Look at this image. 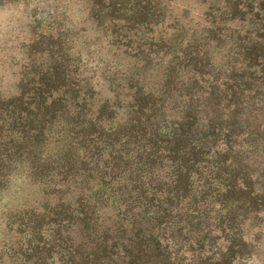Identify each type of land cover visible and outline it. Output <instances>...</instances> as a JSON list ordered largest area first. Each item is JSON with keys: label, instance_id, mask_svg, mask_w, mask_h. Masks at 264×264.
I'll return each mask as SVG.
<instances>
[{"label": "rangeland", "instance_id": "obj_1", "mask_svg": "<svg viewBox=\"0 0 264 264\" xmlns=\"http://www.w3.org/2000/svg\"><path fill=\"white\" fill-rule=\"evenodd\" d=\"M244 2L0 0V264H62L61 241L68 250L71 244L74 258L77 206L85 209L81 203L95 193L99 200L124 199L130 165L110 163L124 139L109 147L108 125L122 123L129 98L113 121L95 117L114 103L110 85L143 65L155 68L145 72L150 82L168 75L180 92L218 104L211 153L170 212L174 222L197 217L187 222L189 236L173 223L172 263L264 264V208L245 215L241 206L219 207L214 199L227 176L213 153L229 140L226 166L238 171L236 178L241 172L244 180L246 167L261 161L262 178L248 180L264 198V0ZM73 94L84 109L72 108ZM206 117L194 131L208 135ZM243 122L255 131L248 134ZM226 128L231 139L222 136ZM175 172L159 161L152 183L173 194ZM113 207L110 199L97 201L94 217L102 209L117 214Z\"/></svg>", "mask_w": 264, "mask_h": 264}, {"label": "trees", "instance_id": "obj_2", "mask_svg": "<svg viewBox=\"0 0 264 264\" xmlns=\"http://www.w3.org/2000/svg\"><path fill=\"white\" fill-rule=\"evenodd\" d=\"M246 2L247 0L244 4ZM233 13L230 14L231 18ZM204 68H207L205 70L208 74V66ZM153 69L155 68L145 65L141 69H126L115 86L110 85L113 88L110 89L113 92V105L105 104L103 109L96 112L95 122L98 118L113 121L120 110V103L129 98L123 105L126 115L122 123L108 125L111 137L108 145L113 147L116 137L124 139L120 146L123 148L109 158L110 163L116 160V164L122 163L121 159L127 160L126 163L130 165L131 187L119 203H117L119 199L110 196L99 200L98 194L95 193L92 202L88 199L84 204L81 203L80 206L85 209L82 210L77 206L76 209L83 215L79 217L80 213L76 220L79 223L76 224L77 229L81 231L78 242L72 246V252L76 256L73 258L70 253L71 244L68 250L61 241L62 264H173L172 260L175 258L171 259L169 253V245L173 237L171 232H174L173 223L182 224L181 227L177 226L178 232L186 231V236L191 233L190 223L187 222L197 217L192 219L186 217L182 221L174 222L170 212L175 206L173 205L175 199L178 203L181 199H185L188 177L194 172L195 166L211 153V147L208 148L211 141L208 140H212L214 128H217L211 121L216 119L218 104L203 103L194 97L190 90L180 92L168 75L162 74L159 77L156 74L154 75L156 81L150 82L145 72ZM88 94H85L87 100H89ZM69 101L72 108L86 107L79 102L75 94L69 98ZM206 116L211 118L207 124L208 135L194 131L193 126L197 120L207 121ZM243 124L248 134L255 131L244 122ZM260 127L261 125L258 128ZM218 130L221 131L220 128ZM223 130L226 133H222V136L231 139L233 131L229 128ZM230 145L229 140V144H225L223 150L213 153L218 157L219 163L216 165L219 171L227 176L225 189L221 193H215L214 199L219 207L225 208L228 204L235 203L243 208L245 215L255 216L264 208V198L257 196V190L260 193L262 191L256 188V181L249 180L254 177L261 179L263 166L261 161H254L246 167L248 173L244 180L241 181L239 177L241 172L236 178L235 173L238 171L226 166L228 155L231 154ZM159 161H166L176 171L173 194V191L162 193L152 183L151 175ZM113 168L111 166L110 170ZM94 197L97 200H94ZM109 199L116 208L117 214L113 210L102 209L100 217H94L97 201ZM189 204L194 205L195 202L190 200ZM231 228L232 226L228 227L229 232ZM194 247L200 249L202 243L196 240Z\"/></svg>", "mask_w": 264, "mask_h": 264}]
</instances>
